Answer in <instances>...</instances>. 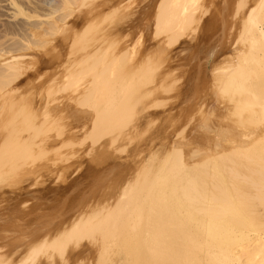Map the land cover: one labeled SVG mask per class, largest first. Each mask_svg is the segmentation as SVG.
<instances>
[{
  "label": "bare ground",
  "instance_id": "6f19581e",
  "mask_svg": "<svg viewBox=\"0 0 264 264\" xmlns=\"http://www.w3.org/2000/svg\"><path fill=\"white\" fill-rule=\"evenodd\" d=\"M5 1H8V4H5L8 6L1 5ZM97 1L0 0V11L5 10L4 7H12L9 9L12 11L10 15L8 14L9 11L7 14L6 11L0 12V18L6 15L7 18H10V21H3L0 24L1 208V203L5 202L4 205L6 204L4 209H0V219L6 213L10 214V210L18 205L14 202L19 195L16 191L18 189H15L16 185L20 184L24 189L39 183L41 178L47 176L49 172L57 174L62 169L66 171L69 168L71 174L75 171H72L71 165L74 167V163L80 160H78V157L76 160L69 159L65 162L62 161L63 159L60 160L61 147H64L65 144L67 146L73 139L71 138L72 140L70 139L68 144L63 142L64 146H61L60 142L66 140L72 133L76 135V139L85 134L84 138L86 137L89 140L87 148L91 149L90 152L94 153L96 151V154L104 157L103 155H106L108 148L112 149L113 146L114 150L117 151L118 148H121V141L125 142V140L138 135L140 133L138 132L139 127L141 125L143 127L144 124H151L150 122L156 117L155 110L153 111L157 104H155V100L157 101L159 98L158 93L164 89L162 81L166 80L163 79L168 80L170 76L169 78L168 76L164 78L161 76L159 83L155 84L154 82L155 86H152V88L148 86H146L148 88H142L150 82L144 83L140 80L143 78L147 80L145 79L146 74L153 69L149 70L150 67L144 66L150 56L148 55L151 53L149 52L150 49L144 45L139 52H136L138 49H132L135 44L132 46L127 42L119 44L120 41L115 43V40V42L111 39L107 40L112 35L108 31L109 29L106 30L110 34L109 36L105 31H102L104 34L101 32L100 34L103 35V40H96L98 35L95 34L96 37H94V34L88 31L90 28L88 24L90 22L93 24L92 19H95L99 13L103 16V12L110 11L108 12V15H110L113 10L120 9L124 0H103L100 3L99 0ZM234 2V5L239 6L236 3L237 1ZM242 2L244 1L242 0ZM244 3V6L241 4L238 9L236 5L234 7L240 12L239 14L242 13L241 9L244 10L241 6L246 8ZM199 5H201L200 0L157 1L155 5L157 13L154 15V18L156 16L155 24L157 26L155 28H158L156 33H158L157 30L160 33L162 31L163 34L170 32V35H167L169 37V40H166L167 46L178 41L177 38L181 33H184L197 21V13L200 12ZM88 6L89 9H84L86 12L84 10L80 11L82 7ZM111 9L113 10L111 11ZM233 12L235 16L234 9ZM84 13L85 15H83ZM111 18L113 19L112 16ZM99 19H101V16ZM95 21L97 24L98 21L96 19ZM237 21H240V18ZM101 22L99 23L101 24ZM241 22V24L237 23L241 25L238 28L240 32L235 27L239 37L237 36L238 40L237 38L235 40L234 49L232 50L229 47L232 50L231 53L226 56L224 54L225 57L223 56V58L217 60L219 61L218 65L216 62L214 63L215 60H211L214 57L212 54L214 46H212V49L208 47L209 50L211 49L208 50V59L206 58L207 63H205L208 65L207 69L210 68L208 81L217 89L215 88L216 102L211 107L207 130L203 127L208 134L214 133L206 136V139L203 138L205 143L201 145H204V148L201 147L203 153L198 154L195 151V154L192 155L197 148L193 151L188 150L187 148L193 149L190 144L188 146L185 144L187 148L184 144L182 146L192 153H190L192 157L184 148H182L184 151L179 149L181 144L178 145L179 148L177 146V148L173 147L167 151H161L160 154L158 153L159 155L156 154L158 157L153 152L154 155L150 158L151 154L149 152L151 160L146 158L148 166L146 168H144L145 166L141 167L143 169L139 170L142 165L138 164L140 166L137 165L136 170L139 171L137 170L138 172L134 174L136 171L134 170V175L131 173L133 177L124 179L123 187L120 184L122 189L118 190L117 199L115 198L111 203L110 200L105 202L102 200L103 203L88 200L89 205L85 206L87 203H84L82 207L79 204L81 208L72 207L63 216L60 214L57 217L58 223H56L57 225L54 224V228L44 227L50 223H46L44 226L41 223L42 230L40 228L31 233L28 237L32 236V239L26 238V241L29 240L30 243L29 241L28 243L23 242L25 248H19L20 246L7 247L6 244L4 246L1 243L0 236V264H52L55 261V255L58 257L66 255L64 252L66 253L65 249L68 248L67 245L70 242L75 244L84 240L83 238L91 239L87 243L92 242V245H90L95 246V252L93 253H96V256L93 254L95 258L92 264H264V0H251V6L245 12ZM230 27L233 29L232 26ZM87 28L88 30H86ZM82 30H86L91 34L84 42L79 40V33H82ZM99 31L100 29L98 33ZM57 34L62 37L54 38ZM105 34L107 37L104 40ZM45 40H51L49 50L52 53H48L49 50L47 49L41 51L44 45L48 44V41ZM214 43H218L217 40ZM229 43L230 40L223 47L224 50L231 46ZM129 46L132 47L129 48ZM218 46H221V44ZM77 49L81 51L77 56L74 54L75 57L73 55V57L68 56V54L73 53V50L76 52ZM159 50L158 52L161 55L156 53L157 50L154 51L155 54L159 55L156 56L161 58L157 59L165 61L167 52H164V49L162 50L165 56ZM62 51L66 52L65 55L62 54ZM131 52L132 54L129 56ZM216 52L218 53V51ZM157 59L153 58L152 61L157 62ZM155 61L154 63H156ZM154 67H157V64ZM50 69L53 71H48ZM152 72L150 75L147 74L149 78L152 77ZM172 79L175 81V77ZM172 83L174 82L171 81L170 84ZM138 85H141V87L139 88ZM213 88L211 90H214ZM66 91L68 93H65ZM209 94L207 96L211 95ZM207 98L209 99V97H206V101ZM198 106L195 111H198ZM196 115L199 116V113H196ZM50 119L55 124L53 123L50 126L51 122L46 124ZM46 126L49 127L46 128ZM198 135H200L199 132L196 136ZM196 140L200 141L202 138ZM196 140L194 139V141ZM134 142L137 141L134 140ZM141 142L143 143L145 140ZM141 142L140 144H142ZM117 143L119 145L115 146ZM123 144L125 145V143ZM51 145L52 147L59 146L57 151L54 148V151H51L52 157L50 155L47 157H51L50 159L46 158L40 161V158H44L43 154L42 157L40 156V147L47 148ZM138 146H134L135 149L133 150L131 145V149L136 154L131 153L137 155V158L143 150L141 146L140 148ZM35 147L39 149L36 150ZM34 149L37 151L36 153H38V150L40 153L34 154ZM48 149L50 154L51 147ZM92 149L94 152H92ZM201 150L200 152H202ZM43 153L45 154V150ZM185 153H188L191 158L186 157ZM36 155L40 156L39 161L35 159L34 156ZM126 156L128 158V153ZM124 157L121 158L125 160ZM141 159L143 157L140 158V162ZM142 161L144 162V160ZM120 162L122 163V161ZM137 162L135 161L134 164ZM35 163L41 164L35 165ZM111 163L115 166L113 162ZM144 165H147V162ZM107 172L109 173V171ZM63 174L65 175V173ZM63 174L62 176H64ZM68 174L70 173L68 172ZM92 177L95 176L92 175ZM125 177L130 176L125 175ZM107 178L109 179L108 176ZM46 182L45 184H47ZM63 184L61 185L63 186ZM47 188L50 189L49 185ZM64 188L67 189V187ZM42 189L41 191L44 190ZM66 189L64 190L66 191ZM35 193L38 194V192ZM31 194L33 193L25 191L22 197ZM44 194L42 197L47 196L46 193ZM84 194L86 195V193ZM33 196L31 195V198ZM100 197L99 200H101ZM44 200L48 202L49 199ZM44 200L42 199L43 203ZM28 215L30 216L29 213L26 216ZM18 216L21 218L19 214ZM36 216L38 215L35 214ZM30 219L32 220H29V222L33 221L34 216H31ZM1 221L0 223L3 224ZM36 225L38 226V224ZM27 228H24V233ZM28 231L30 233L31 230ZM2 239L4 238L2 237ZM93 249L88 251L91 252ZM25 250L27 252L22 255ZM16 253H18V256H14ZM39 255L40 258H43L41 261H39L40 258L37 259ZM89 256L91 257V255ZM64 260H60V264ZM89 260H86L87 262L83 260L82 263H90ZM76 263L78 262L76 261Z\"/></svg>",
  "mask_w": 264,
  "mask_h": 264
},
{
  "label": "rangeland",
  "instance_id": "374dc122",
  "mask_svg": "<svg viewBox=\"0 0 264 264\" xmlns=\"http://www.w3.org/2000/svg\"><path fill=\"white\" fill-rule=\"evenodd\" d=\"M97 0H94V2H96ZM100 1H102L103 2V0H99V3H100ZM143 1V2H142ZM157 1H159V0H124L123 1V3L121 4V8L120 9H116V11L118 12H116V11H114L113 9H111V13H110V15H108V12H110V11H106V12H103V16H104V20L102 19V14H100L99 13V15L101 16V19H99L100 18V16L98 15H95V16H97V17H95V19L98 21L97 22V24H96V21H95V19L93 18L92 19V21H93V24L90 22V24H92V25H90V24H88V26L90 27H88L89 28V30H88V28L86 29V30H88L91 34L93 33L94 34V37H96V35L95 34H97L98 36V38L96 37V40H103V35H101L100 34V32L102 33V31H105L106 32V34L109 36L110 34H112L111 35V37H109V38H107V40L109 39H111V40H115L114 42L115 43H117V42H119L120 41V43L119 44H121L122 42H127V44H129V45H134L133 47L132 46H129V48H131L132 47V49L133 50H136V49H138V50H136V52L138 51L139 52V50H141V48H143L144 47V45L145 46H147V48H149L150 50H149V52H151L150 54H148V55H150L149 56V58H148V61L146 62V65H144L145 67L146 66H148V67H150L149 68V70L151 69V68H153V69H151L152 71H154V72H152V71H150L149 73H147V74H151V72H152V77H150L149 78V75L147 76V74H146V78L145 79H147V80H144V78L143 79H141L140 81H143L144 83L145 82H150L148 85L146 84L144 87H142V88H152V86L154 87L155 86V84L158 82L159 83V81H160V77L162 76L163 78L164 77H166V76H168V78H169V76H170V78L167 80V79H163V80H166V81H162V86H164V89L162 90V91H160V93H158V99H157V101L155 100V104H156V106L153 108V111L156 113V117H157V120H156V117H154V119H153V121L152 122H150L151 124H144L145 125V127H144V125H143V127H139V129H138V132H140L138 135H136V136H134L133 138H131V139H129V140H125V142L124 141H121V144L122 145H120L121 146V148H118L117 149V151L116 150H114V148H113V146H112V149L111 148H108L107 150H106V155H103L104 157H102V155L100 156L99 154H96L95 152H94V150L92 149V152H94V153H91L90 151H91V149L89 150V148H87V143L89 142V140L88 139H86V137L84 138V136H85V134H84V136L83 135H81V136H79L77 139L75 138L76 137V135H73V133L71 134V136H69L66 140H64V141H62V142H60V144H61V146H64L63 144L66 142L67 144L68 143H70V144H68L67 146H66V144H65V146L64 147H61V151H62V154H61V156H60V160H62L63 162H65L66 160H76L77 159V157H78V160L79 161H77V162H75L74 163V167H73V165H71L70 167L72 168V171L73 170H75V171H73L72 172V174H71V172H70V168H69V170H61V171H59V172H57V174H58V176H57V174H51V172H49V173H47V176H45V177H42L41 178V181H39V183H37V184H35V185H33V186H30V187H28V188H24V189H22V187L20 186V184L19 185H16L15 186V189H18V190H16L17 191V195H18V197H16V199L17 200H14V202L15 203H18V205H17V207H16V205L14 206V204H13V208L12 209H14V210H10L11 211V213L9 214H7V216H6V214H5V216L2 218V219H0V221L1 222H3V224L2 223H0V224H2V225H0V231H1V233H0V236H1V243L4 245V246H6L7 245V247H13V246H17V247H19V248H23L24 247V243H25V241H26V238H31L32 239V236L31 237H28V236H30L31 235V233H34V231L35 230H37V229H40V230H42V226H40V225H42L43 224V226L44 225H46V223L47 224H49V225H46V226H44V227H48V228H54L53 226H54V224H56V223H58V218L57 217H59L60 216V214H61V216H63V214L64 213H66V212H68L70 209H72V207H80V205L79 204H81V206L83 207V205H84V203H87V204H85V206H87V205H89L88 203V200L89 201H91V202H95V201H99L98 203H100V202H102V200H104V202L107 200H110L109 202L111 203V201H113V200H115V198H116V196H118V194H119V192H118V190L120 189H122V187H123V182H124V179L126 178V179H128V178H131V176L133 177V175L134 174H136L140 169H143V168H141V167H144V168H146V166H148V161H147V159H150V158H152V156L155 154V156H157L156 154H160L161 153V151L162 152H164L165 150L167 151V150H169V149H171V148H177V146L178 145H180L181 144V146H180V148H179V146H178V148L179 149H182V148H184L185 150H190V151H193L194 149H196L197 148V150H194V153L192 154L190 151H186V152H188L189 154L191 153L192 155H194L195 154V151H197L198 152V154H200V153H203V151L201 150V149H203L204 148V145L203 146H201L202 144H205L204 143V139H206L207 137L206 136H210V135H213V133L214 132H211V133H209L208 134V132L206 131L207 130V125H208V117L210 116V114H211V107H213L214 106V104H215V102H216V98H215V94H216V90H215V88L217 89V87L216 86H213V84H210L209 83V74L210 73H208V72H210V68L209 69H207L208 68V65L207 64H205V63H207V59H208V50H209V48L208 47H210L211 49H212V46H214L213 48H214V50H213V56L215 57V59H214V57L211 59L212 61L213 60H215L214 61V63L216 62L217 63V65H218V62L219 61H217V60H220L221 58H223V56H224V54H225V56L226 55H228L229 53H231V51L234 49V47H235V40H236V38H237V40H238V37H239V35H238V33L236 32V28H237V31L238 32H240V30L238 29V28H240L241 27V25H239V24H241L242 22V19H243V17H244V14H245V12L247 11V9L251 6V0L249 1V0H243L244 2H246V3H244V2H242V0L241 1H238V0H200V3H201V5H199L200 7V12H198L196 15L198 16V18H197V21L192 25V27H190V28H188V30H185L184 31V33L182 32L181 33V35L177 38L178 39V41H176L174 44L172 43L171 45H169V46H167V43H166V40H169V35H170V32L169 31H167V32H169V33H162V31H161V33L159 32V30H157V32L158 33H156V29H158V28H155V27H157L156 26V24H155V22H156V16H155V18H154V15L157 13V9L155 8V5H156V3H157ZM160 1H162V0H160ZM234 1H237L236 3H238L239 4V6L237 5V4H235L236 5V8L238 9V7L240 8V5L242 4L243 5V3L245 4V7L246 8H244L243 6H241V8H243L244 10L242 11V9H241V14H239L240 12H238L237 11V9H235L234 7H235V5H234ZM93 2V1H92ZM98 2V1H97ZM151 2V3H150ZM250 2V3H249ZM147 3H148V5H147ZM230 3V4H229ZM248 3V4H247ZM5 4H8V1H5V2H2L1 3V5H4V6H8V5H5ZM124 5V6H123ZM125 5H127L128 7H126ZM145 5V6H144ZM246 5H248V6H246ZM250 5V6H249ZM139 6V7H138ZM248 7V8H247ZM5 8V10H1L2 12H4V11H6L5 13L7 14V12H8V14L10 15L11 14V10H9V9H11L12 7H10L9 6V8L8 7H4ZM3 8V9H4ZM8 8V9H7ZM90 7L88 6V7H82V9L80 10V11H82V10H87V9H89ZM140 8V9H139ZM198 8V9H199ZM7 9V10H6ZM142 9V10H141ZM233 9H234V11H235V16H236V18H233L232 19V17H235L234 16V12H233ZM84 10V11H85ZM135 10H136V12H135ZM0 11V12H1ZM121 11V12H120ZM135 12V14H134V12ZM139 13H138V12ZM240 11V10H239ZM86 12V11H85ZM131 12V13H130ZM238 12V14H236ZM102 13V12H101ZM107 14V16H106V14ZM121 13H123V14H121ZM226 13H228V14H226ZM244 13V14H243ZM83 15H85V13L83 14ZM128 15V16H127ZM230 15H232L230 18H229V16ZM239 15H240V17H239ZM242 15V16H241ZM86 16H87V14H86ZM111 16L113 17V19L111 18ZM115 16V17H114ZM133 16V17H132ZM143 16V17H142ZM124 17V18H123ZM128 17V18H127ZM131 17V18H130ZM137 17V18H136ZM224 17H225V19H224ZM199 18H200V20H199ZM228 18V19H227ZM240 18V21H237L238 19ZM3 19V20H2ZM5 19V20H4ZM102 21L101 22V24L99 23L100 21ZM111 19V20H110ZM125 19H127L126 21H125ZM230 19V20H229ZM0 20H1V22H0V24L3 22V21H10V18L8 17L7 18V15L6 16H3V17H1L0 18ZM12 20V19H11ZM111 21V22H110ZM123 21H124V23H123ZM229 21V22H228ZM237 23H239V24H237ZM155 24V25H154ZM237 24V25H236ZM97 25V26H96ZM118 25H120L119 27H118ZM125 25V26H124ZM129 25V26H128ZM95 26V27H94ZM104 26V27H103ZM106 26V27H105ZM135 26V27H134ZM154 26V27H153ZM230 26H232L233 27V29L230 27ZM240 26V27H239ZM94 27V28H93ZM97 27V28H96ZM109 27V28H108ZM115 27H117V28H115ZM228 27V28H227ZM236 27V28H235ZM124 28H125V30H124ZM193 28V29H192ZM1 29V28H0ZM97 29V30H96ZM100 29V31H99V33H98V30ZM109 29V30H108ZM117 29V30H116ZM128 29V30H127ZM193 31H192V30ZM231 29V30H230ZM83 31L82 33H79V40H80V42L82 41V42H84V40H87V37L88 36H90L91 34L89 33V32H87V31ZM106 30H108L109 31V33L110 34H108V31H106ZM122 31V32H121ZM127 31V32H126ZM190 31V32H189ZM231 33H230V32ZM120 32V33H119ZM164 32H166V31H164ZM224 33V34H223ZM236 33V34H235ZM83 34V35H82ZM88 34V35H87ZM102 34H104V32L102 33ZM106 34L104 35V40L106 39L105 37H107L106 36ZM114 34V35H113ZM166 34V35H165ZM168 35V36H167ZM184 35V36H183ZM235 37H234V36ZM183 36V37H182ZM238 36V37H237ZM57 37H62L60 34H57L56 35V37H54V38H57ZM84 39H83V38ZM114 37V38H113ZM116 37V38H115ZM232 37H233V39H232ZM86 38V39H85ZM177 39H175V40H177ZM130 40V41H129ZM216 40H217V42L219 43L220 42V44H221V46H218V45H220V44H218V43H214V42H216ZM229 40H230V43H229V45L231 44V46H228L227 48H225V50H224V46L226 45V43H228L229 42ZM233 40H234V42H233ZM39 41H41V40H39ZM46 41V40H45ZM48 41V42H47ZM46 42L48 43H46L47 45H44V48L43 49H41V51L42 50H44V49H47V50H49L50 49V45H51V43L49 44V42L51 41V40H47ZM133 41H134V43H133ZM136 41V42H135ZM159 41V42H158ZM226 41H228V42H226ZM232 41V42H231ZM140 42V43H139ZM149 42V43H148ZM151 42V43H150ZM156 42H158V43H156ZM210 42V43H209ZM132 43V44H131ZM166 43V44H165ZM139 44V46H137ZM141 44V45H140ZM143 44V45H142ZM155 44V45H154ZM156 44H158V45H156ZM163 44V45H162ZM214 44V45H213ZM216 44H218L217 46H216ZM149 45V46H148ZM153 45V46H152ZM161 45V46H160ZM166 45V46H165ZM184 45V46H183ZM39 46V45H38ZM56 46H57V44H56ZM155 46V47H154ZM157 46V47H156ZM182 46H183V48H182ZM216 46V47H215ZM37 47V46H36ZM139 47V48H138ZM152 47V48H151ZM158 47H160V48H158ZM163 47V48H162ZM165 47V48H164ZM168 47V48H167ZM179 47H181L180 49H179ZM218 47V48H217ZM232 49H230V48ZM42 48V47H41ZM60 48V47H59ZM58 48V49H59ZM153 48H155V49H153ZM158 48V49H157ZM208 48V49H207ZM220 48H222V49H220ZM229 48V49H228ZM34 49H36V48H34ZM151 49H152V51H151ZM163 50L164 49V52H167V59L165 60V61H162V60H158L160 57H158L159 55L158 54H155V50H157V52L156 53H159L158 52V50ZM182 49V50H181ZM210 49V50H211ZM217 49V50H216ZM229 51H227V50ZM37 50V49H36ZM159 50V51H160ZM209 50V51H210ZM155 51V52H154ZM205 51H206V53H205ZM216 51H218V53L216 52ZM75 51L73 50V53L71 54H68V56L69 55H75V56H77L78 55V53L79 52H81L80 50H76V52L74 53ZM134 52V51H133ZM163 52V51H162ZM161 52V53H162ZM162 53V54H164L165 55V53ZM48 53H52L50 50L48 51ZM65 53L66 52H63L62 51V54L63 55H65ZM197 53V54H196ZM215 53V54H214ZM222 53V54H221ZM227 53V54H226ZM45 54H47V53H45ZM132 54V52L129 54V56ZM137 54V53H136ZM160 54V53H159ZM171 54V55H170ZM191 54V55H190ZM212 54H211V56H212ZM62 55V56H63ZM73 55V56H74ZM156 55H158V56H156ZM161 55V54H160ZM217 55V56H216ZM61 56V57H62ZM67 56V55H66ZM72 56V57H73ZM74 56V57H75ZM155 56H156V58H155ZM166 56V55H165ZM173 56V57H172ZM221 56V57H220ZM224 56V57H225ZM64 57V56H63ZM70 57V56H69ZM71 57V58H72ZM148 57V56H147ZM218 57V58H217ZM136 58H137V56H136ZM157 59L158 61L156 62L155 60V62L156 63H154V61H152V59ZM170 58V59H169ZM176 58V59H175ZM207 58V59H206ZM62 59V58H61ZM161 59V58H160ZM206 59V60H205ZM63 60V59H62ZM210 60V61H211ZM149 61H150V63H149ZM143 62H145V61H143ZM153 62V63H152ZM162 64H160V63ZM169 62V63H168ZM60 63H62V62H60ZM151 63H152V65H151ZM154 64V65H153ZM157 64V67H154L155 65ZM158 64H159V66H158ZM59 65V64H58ZM161 65V66H160ZM185 65V66H184ZM162 67V68H161ZM172 69H170V68ZM59 68V67H58ZM57 68V69H58ZM158 70H157V69ZM161 68V69H160ZM164 69V70H163ZM174 70V71H173ZM209 70V71H208ZM48 71H50V72H52L53 70H48ZM166 71V72H165ZM171 71H172V73H171ZM190 71V72H189ZM49 72V73H50ZM168 72V73H167ZM170 72V73H169ZM157 73V74H156ZM165 73H167V74H165ZM187 73V74H186ZM163 74H164V76H163ZM173 77H175V81L172 79ZM151 78H152V81H151ZM154 78V79H153ZM172 79V80H171ZM177 79H178V81H177ZM173 81L174 83H172V84H170L171 83V81ZM208 81V82H207ZM154 82H155V84H154ZM170 82V83H169ZM183 82V83H182ZM137 83V82H136ZM153 83V84H152ZM169 85V87H167ZM146 86H148V87H146ZM138 87L140 88L141 87V85H138ZM166 87H167V89H166ZM172 87V88H171ZM214 87V88H213ZM214 89V90H211V89ZM209 89H210V91H209ZM171 90H173V91H171ZM164 91V92H163ZM175 91V92H174ZM178 91V92H177ZM204 91V92H203ZM211 91H213V92H211ZM163 92V93H162ZM172 92V93H171ZM173 92H174V94H173ZM65 93H68L67 91L65 92ZM165 93V94H164ZM213 95L212 97H211V95ZM172 94V95H171ZM206 94V95H205ZM207 94H209L210 96H207ZM163 95V96H162ZM166 95H168L167 97H166ZM166 98H165V97ZM169 96H170V98H169ZM172 96V97H171ZM190 96V97H189ZM203 96V97H202ZM175 97V98H174ZM206 97H209V99L207 98V101L205 100L206 99ZM165 98V99H164ZM211 98H212V100H211ZM199 100V101H198ZM160 101V102H159ZM147 102V101H146ZM176 102V103H175ZM204 102V103H203ZM208 102V103H207ZM198 103V104H197ZM199 103H201V104H199ZM213 103V104H212ZM203 104H205V105H203ZM212 104V105H211ZM199 105V106H198ZM178 106V107H177ZM197 106H198V111L196 110L195 111V109H197ZM201 106V107H200ZM204 106V107H203ZM201 108V109H200ZM202 108H203V111H202ZM74 111H75V108L73 109ZM77 110V109H76ZM177 110V111H176ZM81 111V110H80ZM189 111V112H188ZM200 111V112H199ZM210 111V112H209ZM78 112H79V109H78ZM176 112V113H175ZM179 112V113H178ZM192 112H194V113H192ZM203 112V113H202ZM207 112H209L208 114H207ZM196 113L198 114L199 113V116L198 115H196ZM191 114H192V116H191ZM204 114V115H203ZM207 114V115H206ZM69 115V114H68ZM201 115V116H200ZM79 116V115H78ZM184 116V117H183ZM189 116V117H188ZM188 117V118H187ZM201 119H200V118ZM206 117V118H205ZM193 118V119H192ZM155 120V121H154ZM179 122H178V121ZM188 120V121H187ZM200 120V121H199ZM202 120H203V122H202ZM51 122V123H50ZM201 122V123H200ZM206 122V123H205ZM50 123V124H49ZM54 124H55V122H53ZM52 123V121H51V119L50 120H48V122L46 123V124H49V126L50 125H52L53 124ZM204 123V124H203ZM154 124V125H153ZM151 125V126H150ZM156 125V126H155ZM48 126V127H49ZM148 128H147V127ZM161 126V127H160ZM199 126V127H198ZM47 126H46V128H48ZM52 127V126H51ZM202 127V128H201ZM206 129H204V128ZM158 128V129H157ZM165 128V129H164ZM198 128V129H197ZM162 129V130H161ZM167 129V130H166ZM201 129V130H200ZM199 132V134L200 135H198V136H196L197 134H198V132ZM205 130V131H204ZM203 131V132H202ZM144 132V133H143ZM146 132V133H145ZM153 132V133H152ZM142 133V134H141ZM156 133V134H155ZM162 135H161V134ZM168 133V134H167ZM197 133V134H196ZM136 134V133H135ZM203 134V135H202ZM141 135V136H140ZM143 135V136H142ZM160 135V136H159ZM147 136H148V138H147ZM202 136V137H201ZM81 137V138H80ZM141 137H143V138H141ZM145 137V138H144ZM193 137V138H192ZM206 137V138H205ZM73 140H72V139ZM190 138V139H189ZM202 138V140H203V142H202V140H200ZM204 138V139H203ZM70 139L72 140V141H70ZM75 139V140H74ZM136 140L137 142H134V140ZM138 139V140H137ZM162 139V140H161ZM194 139L196 140V139H199L200 141H198V140H196V141H194ZM85 140V141H84ZM132 140H133V142H132ZM145 140V142H141V141H144ZM70 141V142H69ZM75 141V142H74ZM87 141V142H86ZM199 143H198V142ZM64 142V143H63ZM73 142V143H72ZM140 142L143 144H140ZM123 143H125V145L123 144ZM129 143V144H128ZM150 143V144H149ZM191 143H194V144H191ZM72 144V145H71ZM184 144V146H185V144H187L186 146H188L189 144H190V147H192L193 149H189V148H187L186 146V148L185 147H183L182 145ZM59 145V144H58ZM70 145V146H69ZM85 145H86V147H85ZM118 146L119 145V143H117V144H115V146ZM130 145V146H129ZM131 145L133 146L132 148H133V150L135 149L134 148V146H138V145H140L141 146V148H143V150H142V153H140L138 156V158H137V155H134V154H136V153H134V151L131 149ZM147 145H148V147H147ZM192 145H194V146H192ZM197 145V146H196ZM54 146V145H53ZM140 146H138L139 148H140ZM143 146V147H142ZM163 146V147H162ZM51 147V149H50V154H49V149L48 148H50ZM50 147H47V148H43V147H40V152H39V150H38V153H40L41 155V157H42V154H43V156H44V158H40V156L39 155H36V156H34V157H36L35 159L37 160V161H41V160H45L47 157H49V155L51 156V151L54 149V148H56L55 149V151H57V149H58V147L59 146H55V147H52V145L50 146ZM156 147V148H155ZM161 147V148H160ZM169 147V148H168ZM195 147V148H194ZM201 147H203V148H201ZM43 148V149H42ZM87 148V149H86ZM126 148V149H125ZM154 148V149H153ZM35 149L37 150V149H39V148H37V147H35ZM34 149V150H35ZM120 149V150H119ZM130 149V151L128 152V150ZM149 149V150H148ZM184 149H182L181 151H184ZM33 151V153L35 154L37 151ZM44 150H45V154H46V156H45V154L43 153L44 152ZM71 150H72V152H71ZM73 150H75V151H73ZM76 150H77V152H76ZM81 150V151H80ZM132 150V151H131ZM144 150H145V153H144ZM200 150L202 151V152H200ZM43 151V152H42ZM54 151V150H53ZM70 151V152H69ZM87 151H89L88 153H87ZM156 151H158V152H156ZM73 152H74V154H73ZM77 154H76V153ZM134 153V154H132V153ZM149 152H150V158H149ZM153 152H155L154 154H152ZM38 153H36V154H38ZM54 153V152H53ZM69 153V154H68ZM92 155H91V154ZM109 153H110V155H109ZM126 153V154H125ZM127 153H128V158H127ZM186 154L185 153V155H186V157H188V158H191L192 157V155H191V157H189V154ZM66 154H68V155H66ZM72 154V155H71ZM77 156H76V155ZM87 154H89V155H87ZM95 154V155H94ZM130 154V155H129ZM147 154H148V157H147ZM158 154V155H159ZM48 155V156H47ZM65 155V156H64ZM71 155V156H70ZM94 155V156H93ZM114 155H115V157H114ZM66 158H64V157ZM92 156V157H91ZM98 156V157H97ZM125 156V157H124ZM133 156H134V158H133ZM52 157V156H51ZM50 157V158H51ZM85 157V158H84ZM102 157V158H101ZM109 157V158H108ZM121 157H124V159L125 160H123ZM143 157V159H141V162H140V158H142ZM158 157V156H157ZM38 158H40L39 160H38ZM50 158H47V159H50ZM95 158V159H94ZM119 158V159H118ZM145 158V159H144ZM147 158V159H146ZM101 159H102V161H101ZM103 159H105V160H103ZM113 159H114V161H113ZM128 159V160H127ZM130 159V160H129ZM187 159V158H186ZM118 160V161H117ZM139 160V162H137ZM142 160H144V162L142 161ZM146 160V161H145ZM151 160V159H150ZM149 160V161H150ZM120 161H122V163L120 162ZM129 161V162H128ZM137 162L136 164H134V162ZM80 164H79V163ZM111 162H113V164H115V166L114 165H112V163ZM116 162H118L117 164H116ZM126 164H125V163ZM132 162V163H131ZM147 162V165H144L145 163ZM121 163V164H120ZM124 163V164H123ZM144 163V164H143ZM40 165L41 163H35V165ZM62 164H64V163H62ZM80 165V166H77V165ZM123 164V165H122ZM138 164H140V165H142V166H140V165H138ZM135 165V166H134ZM137 165L138 166H140L139 167V170L137 171L136 170V167H137ZM76 166V167H75ZM118 168H117V167ZM120 166H122L121 168H120ZM86 167V168H85ZM107 167H109V168H107ZM112 167V168H111ZM73 168H76V169H73ZM79 170H78V169ZM89 168V169H88ZM104 168V169H103ZM134 168V169H133ZM138 168V167H137ZM84 169V170H83ZM110 169V170H109ZM130 169H131V171H130ZM99 172H98V171ZM101 170V171H100ZM134 170H136L135 171V173L133 174V171ZM62 171H65V172H63V173H65V175L63 174V173H61ZM86 171V172H85ZM91 171V172H90ZM96 171V172H95ZM103 171V172H102ZM104 171H109V173H108V175H107V173L106 172H104ZM114 171V172H113ZM68 172L70 173V174H68ZM83 172V173H82ZM120 172V173H119ZM59 173H60V175H59ZM89 173H90V175H89ZM103 173H105L104 175H103ZM128 173V174H127ZM133 175H132V174ZM62 174L64 175V176H62ZM67 174V175H66ZM86 174H88V175H86ZM131 174V175H130ZM55 175H56V177H55ZM92 175L93 176H95V177H92ZM96 175H98V176H96ZM103 177H102V176ZM106 175V176H105ZM112 175V176H111ZM125 175L126 176H130V177H125ZM87 176V177H86ZM106 178H105V177ZM107 176L109 177V179L107 178ZM61 177V178H60ZM67 177V178H66ZM84 177V178H83ZM89 177V178H88ZM99 177V179H97ZM118 177V178H117ZM51 178V179H50ZM88 178V179H87ZM102 179V181H101V179ZM122 178H123V180H122ZM62 179V180H61ZM65 179H67V180H65ZM92 179V180H91ZM105 181H104V180ZM118 179V180H117ZM125 179V180H126ZM49 180H51V181H49ZM69 181V182H65V181ZM83 181V183H81L82 181ZM92 182H91V181ZM96 180V181H95ZM107 180V181H106ZM47 181V182H46ZM78 181V182H77ZM89 181V182H88ZM95 181V182H94ZM97 181H98V183H97ZM45 182L47 183V184H45ZM58 182H59V184H58ZM61 182V183H60ZM94 182V183H93ZM101 184H100V183ZM106 182V183H105ZM50 183V184H49ZM64 183V184H63ZM73 183V184H72ZM79 183V184H78ZM88 183V184H87ZM91 183V184H90ZM97 183V184H96ZM115 183V184H114ZM53 184V185H52ZM61 184H63V186L61 185ZM66 184H69V185H71V186H68V185H66ZM77 184V185H76ZM93 184V185H92ZM95 184V185H94ZM120 184H121V186H120ZM45 185H47V187H48V185H49V188L50 189H48L47 187H45ZM73 185V186H72ZM86 185H87V187H86ZM98 185V186H97ZM101 185V186H100ZM17 186H20V187H17ZM52 188H51V187ZM58 186H59V188H58ZM62 186V187H61ZM85 188H84V187ZM112 186H114V187H112ZM117 187V189H116V187ZM17 187V188H16ZM39 187H40V189H39ZM56 187V188H55ZM64 187H67V189L66 188H64ZM69 187V188H68ZM72 187V188H71ZM97 187V188H96ZM102 187V188H101ZM119 187V188H118ZM44 190H43V189ZM62 188H64V189H66V191L63 189L62 190ZM101 188V189H100ZM41 189L43 190V191H41ZM77 189V190H76ZM82 189V190H81ZM86 189H88V190H86ZM94 189V190H93ZM109 189V190H108ZM20 190V191H19ZM39 190H40V192H39ZM60 190V191H59ZM69 190V191H68ZM70 190H71V192H70ZM83 190H86V191H83ZM91 190H92V192H91ZM102 190V191H101ZM105 190V191H104ZM25 191H29L30 193H33V194H31L32 196H33V198H31V195L30 196H26V195H24V197H22L23 196V194L25 193ZM38 192V194H36L35 192ZM57 191V192H56ZM64 191H65V193H64ZM86 193V195L83 193ZM109 191V192H108ZM112 191V192H111ZM41 192H42V194H41ZM46 193V197H42V196H44L45 194L44 193ZM54 192V193H53ZM90 192V193H89ZM96 192H97V194H96ZM106 192V193H105ZM118 192V193H117ZM48 193V194H47ZM60 195L61 193H64V194H61L60 196L58 195V194ZM93 193V194H92ZM103 193H105V194H103ZM111 193V194H110ZM22 194V195H21ZM115 194H117V195H115ZM21 195V196H20ZM80 195V196H79ZM102 195H104V196H102ZM105 195H106V197H105ZM113 195V196H112ZM56 196V197H55ZM91 196V197H90ZM99 196H101L100 197V199L101 200H99ZM115 196V197H114ZM21 197V198H20ZM37 197V199H35ZM41 197H42V199L44 200V199H49V200H47L48 202H46L45 200H44V203H43V201H42V199H41ZM111 197H112V199H111ZM113 197H114V199H113ZM23 198V199H22ZM40 198V199H39ZM53 198H54V200H53ZM69 198V199H68ZM104 198V199H103ZM110 198V199H109ZM27 200V202H25L24 203V201H26ZM87 200V202H86V200ZM117 199V198H116ZM22 200H23V202H22ZM52 202H51V201ZM81 200V201H80ZM17 201V202H16ZM41 204H40V203ZM64 202V203H63ZM4 203L5 202H3V203H1L2 204V208H1V206H0V209H4L5 208V206H6V204L4 205ZM19 203H22V204H19ZM57 203V204H56ZM60 203V204H59ZM103 203V202H102ZM26 204V205H25ZM56 204V205H55ZM74 204H76V205H74ZM83 204V205H82ZM3 205H4V207H3ZM20 205V206H19ZM25 205V206H24ZM30 205V206H29ZM40 206V207H39ZM58 206V207H57ZM21 208V209H20ZM25 208V209H24ZM28 208V209H27ZM56 208V209H55ZM81 208V207H80ZM51 209V210H50ZM52 209H54V210H52ZM20 210V211H19ZM27 210V211H26ZM40 212H39V211ZM42 210V211H41ZM44 210V211H43ZM46 210V211H45ZM47 210H49V211H47ZM56 210V211H55ZM62 210V211H61ZM15 212L16 213V215H15V213H13V212ZM59 212V214H58V212ZM35 212H37V213H35ZM42 212V213H41ZM25 213V214H24ZM30 214V216L28 215V216H26L27 214ZM47 215H46V214ZM20 215L21 216V218L19 217H17V215ZM22 214V215H21ZM34 214V215H33ZM35 214L36 215H38V216H36L35 217ZM25 215V216H24ZM40 215H42V216H40ZM46 215V216H45ZM52 215V216H51ZM10 216V217H9ZM31 216L33 217L34 216V220L33 221H30L29 222V220H32V219H30L31 218ZM8 217V218H7ZM15 217V218H14ZM42 219H41V218ZM48 217H49V219H48ZM25 218V219H24ZM26 218H27V220H26ZM38 218V219H37ZM8 219V220H7ZM40 219V220H39ZM45 219V220H44ZM52 221H51V220ZM17 220V221H16ZM26 220V221H25ZM44 220V221H43ZM47 220H49V221H47ZM5 221V222H4ZM8 221V222H7ZM12 221V222H11ZM14 221V222H13ZM24 221V222H23ZM36 221V222H35ZM45 221H47V222H45ZM16 222V223H15ZM18 222V223H17ZM53 222V223H52ZM5 223V224H4ZM6 223H7V225H6ZM10 223H12V224H10ZM14 223V224H13ZM20 223V224H19ZM32 223V224H31ZM38 224V226L36 225V224ZM42 223V224H41ZM45 223V224H44ZM17 224V225H16ZM22 224H24V225H22ZM25 224H27L26 226H25ZM29 224H31V225H29ZM22 225V226H21ZM57 225V224H56ZM56 225H55V227H56ZM9 226H11V227H9ZM40 226V227H39ZM50 226H52V227H50ZM29 229H28V228ZM35 227V228H34ZM37 227V228H36ZM39 227V228H38ZM3 228H4V230H3ZM9 229V231H8V229ZM24 228L26 229L27 228V231L28 230H31L30 231V233H29V231L25 234L24 233ZM15 229V230H14ZM20 229V230H19ZM8 231V232H7ZM12 231V232H11ZM15 233H14V232ZM21 233H20V232ZM39 231V230H38ZM38 231H36V232H38ZM3 233V235H1ZM8 237H7V236ZM14 235V236H13ZM33 235V234H32ZM18 236V237H17ZM2 237L4 238V239H2ZM7 237V238H6ZM9 237H10V239H9ZM12 237H13V239H12ZM6 239H8V240H6ZM84 240H81L79 243H78V245H77V243H73V242H70L68 245H67V249H65V251H66V253L64 252V254H66V255H62V256H59V257H62L61 259L57 256V255H55L54 256V258H55V261H54V263H52V264H60V260H62L63 261V259H65L64 260V262H65V264H78L79 262H80V264H86V262L88 261V259H90L89 260V262L90 263H87V264H92V263H94L93 262V260H94V258H95V254L96 253H93V252H95V246L93 245V246H91L92 245V242L91 243H87L88 242V240H90L91 241V239H89V238H83ZM5 240V241H4ZM85 240H86V242H85ZM6 241H8V242H6ZM12 241H14V242H12ZM29 241V240H28ZM28 241H26L27 243H28ZM89 241V242H90ZM5 242V243H4ZM22 242V243H21ZM24 242V243H23ZM35 242V241H34ZM29 243H30V241H29ZM31 243H33V242H31ZM81 243H83L82 245H81ZM6 244V245H5ZM14 244V245H13ZM19 244V245H18ZM71 244V245H70ZM88 244V246H86V245ZM91 244V245H90ZM25 246H27V244H25ZM77 246V247H76ZM79 246H81V247H79ZM84 246V247H83ZM25 248V247H24ZM76 250H75V249ZM92 248H94L93 249V251H88V250H92ZM82 251H81V250ZM86 249V250H85ZM23 250V249H22ZM22 250H20V251H22ZM85 251H87L88 253H86ZM27 252V250H25L23 253H22V255H24L25 253ZM72 252V253H71ZM77 252V253H76ZM82 252H84V253H82ZM70 254V255H69ZM73 254V255H72ZM82 254V255H81ZM95 256H94V255ZM89 255H91V257L93 256V258H91ZM14 256H18V253H16V254H14ZM42 256V255H41ZM64 256H66V257H64ZM83 256H84V259H83ZM87 256H88V258H87ZM44 257V256H43ZM40 258V255H39V257L37 258V259H39ZM77 258H78V260H77ZM82 258V259H81ZM43 258H40V260L39 261H41ZM60 259V260H59ZM81 259V260H80ZM58 260V261H57ZM80 260V261H79ZM86 261V262H83L82 263V261ZM92 260V261H91ZM62 261H61V264H63L62 263ZM67 261V262H66ZM76 261L78 262V263H76ZM75 262V263H74Z\"/></svg>",
  "mask_w": 264,
  "mask_h": 264
}]
</instances>
